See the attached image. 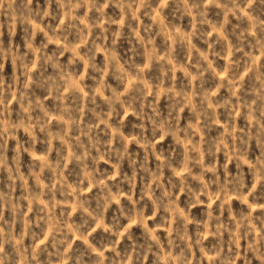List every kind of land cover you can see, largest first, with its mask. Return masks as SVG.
I'll return each mask as SVG.
<instances>
[{
  "label": "clouds",
  "instance_id": "clouds-1",
  "mask_svg": "<svg viewBox=\"0 0 264 264\" xmlns=\"http://www.w3.org/2000/svg\"><path fill=\"white\" fill-rule=\"evenodd\" d=\"M0 264H264V0H0Z\"/></svg>",
  "mask_w": 264,
  "mask_h": 264
}]
</instances>
